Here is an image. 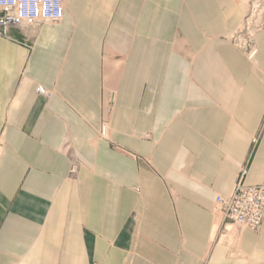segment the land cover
<instances>
[{"label":"crops","instance_id":"1","mask_svg":"<svg viewBox=\"0 0 264 264\" xmlns=\"http://www.w3.org/2000/svg\"><path fill=\"white\" fill-rule=\"evenodd\" d=\"M247 10L64 0L0 37V264H264V222L216 204L264 181V31L253 60L227 41Z\"/></svg>","mask_w":264,"mask_h":264},{"label":"built area","instance_id":"2","mask_svg":"<svg viewBox=\"0 0 264 264\" xmlns=\"http://www.w3.org/2000/svg\"><path fill=\"white\" fill-rule=\"evenodd\" d=\"M63 4L64 0H0V37L10 39V30L22 25L61 23ZM37 92L48 94L42 87ZM1 147L0 143L2 151ZM216 204L225 222L257 232L264 222V181L257 186H246L242 173L232 194L227 198L217 197Z\"/></svg>","mask_w":264,"mask_h":264},{"label":"rangeland","instance_id":"3","mask_svg":"<svg viewBox=\"0 0 264 264\" xmlns=\"http://www.w3.org/2000/svg\"><path fill=\"white\" fill-rule=\"evenodd\" d=\"M246 2L248 6L247 13L239 28L227 39V41L231 46L242 52L249 60H253L257 54L256 37L258 33L264 31V0H246ZM113 103L114 92L105 90L101 123L96 132L97 141L105 142L112 148H114L112 142L113 130L111 126ZM78 171L79 163L73 159L71 168L72 180H75ZM242 173H244V171H241V174Z\"/></svg>","mask_w":264,"mask_h":264}]
</instances>
